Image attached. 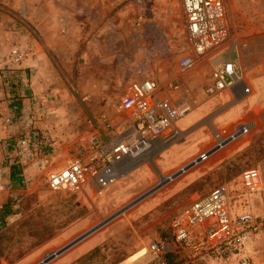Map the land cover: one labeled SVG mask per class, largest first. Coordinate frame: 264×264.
<instances>
[{"label": "rangeland", "instance_id": "obj_1", "mask_svg": "<svg viewBox=\"0 0 264 264\" xmlns=\"http://www.w3.org/2000/svg\"><path fill=\"white\" fill-rule=\"evenodd\" d=\"M222 1L227 36L199 57L189 41L181 0L120 2L121 14L114 15L119 26L97 52L78 48L65 56L63 50L51 51V113L35 101L44 126L37 125L34 112L29 120L43 136L39 154L22 166L8 145L20 134L6 144L11 157L4 161L16 167L38 162V173L0 205L9 203L12 211L0 226V264H39L46 258L44 264L129 263L150 242L167 238L172 220L192 200L218 186L227 188L234 214L246 208L263 220L250 252L251 264H264V0ZM24 49L35 58L34 51ZM240 49L245 52L244 70L239 58L236 64L241 84L248 89L245 97L239 90L206 96L212 60L227 54L236 59ZM186 56L194 57V65L180 71L178 62ZM145 79L158 82L161 97H179V91L168 88L171 82L187 96L190 109L177 121L174 138L165 146L159 143L155 155L108 187L91 183L75 192H53L49 176L79 155L101 115L116 121L112 108L124 86ZM239 123L254 127L215 155L240 145L237 149L215 163L208 159L192 164L214 145L215 134L227 137ZM251 169L261 176L255 195L246 194L240 181L242 172Z\"/></svg>", "mask_w": 264, "mask_h": 264}, {"label": "built area", "instance_id": "obj_2", "mask_svg": "<svg viewBox=\"0 0 264 264\" xmlns=\"http://www.w3.org/2000/svg\"><path fill=\"white\" fill-rule=\"evenodd\" d=\"M181 6L196 57L216 49L225 40L222 0H181ZM226 57L224 60L215 57L211 62L210 80L204 89L208 97L232 90L235 80L240 78L231 54ZM32 59L29 50L13 48L5 60L9 65L20 66ZM193 65V56L183 57L178 62L180 71H187ZM179 87L178 83L168 84L171 92L179 91V97L174 99L161 97L162 88L154 79L126 84L112 108L116 121L106 114L101 115L79 155L49 176V188L53 192H75L93 183L103 189L128 173L159 143L164 146L169 143L176 134L177 121L190 109L187 96ZM247 91L244 87L243 92ZM249 129L250 123H239L227 137L215 134L214 145L192 164L204 161L225 144L244 136ZM41 145L43 136L32 127H27L13 145L9 144L22 166L36 159ZM240 181L248 195H255L261 189V176L256 170L243 171ZM262 223L263 220L246 208L234 214L227 188L218 186L209 195L192 200L172 220L167 238L150 242L139 257L119 264H251V245L263 229Z\"/></svg>", "mask_w": 264, "mask_h": 264}, {"label": "crops", "instance_id": "obj_3", "mask_svg": "<svg viewBox=\"0 0 264 264\" xmlns=\"http://www.w3.org/2000/svg\"><path fill=\"white\" fill-rule=\"evenodd\" d=\"M125 1L130 0H0V205L9 195L19 194L38 173V162L27 167L17 166L19 182L10 181L12 163L4 160L11 157L6 144L21 134L25 126H31V113L34 112L33 119L37 116V125L41 126L34 102L48 106L46 111L51 113L47 94L53 82L51 74L55 71L51 51L63 50L65 56H71L78 48L97 52L119 26L114 15L121 14L118 3ZM13 48L31 49L36 56L20 66L9 65L5 59ZM239 53L245 58V52L240 49L237 58H232L235 63ZM236 90L241 98L245 97L241 86ZM261 106L264 108V104ZM261 119L264 121V116ZM253 127L250 123V129ZM236 140L222 148L231 146ZM238 147L233 146L218 156L215 151L208 159L215 163Z\"/></svg>", "mask_w": 264, "mask_h": 264}, {"label": "bare ground", "instance_id": "obj_4", "mask_svg": "<svg viewBox=\"0 0 264 264\" xmlns=\"http://www.w3.org/2000/svg\"><path fill=\"white\" fill-rule=\"evenodd\" d=\"M245 58L243 57V55L242 54H240V56H239V60H238V63H239V65H240V67L244 70V67H245ZM237 65V64H236ZM236 85V86H235ZM240 86L242 87V88H244V86L241 84V81H240V78L239 79H236L235 80V84H234V87H233V89L232 90H230V91H225V92H229V93H233V90H236V89H239L240 88ZM225 92H223V93H225ZM222 93V94H223ZM187 115V114H186ZM185 115V116H186ZM158 145L155 147V149L151 152V153H149L147 156H145L143 159H141V161L140 162H137L135 165H133V167H135L136 165H138V164H140L142 161H144V160H146L149 156H151L152 154H154L157 150H158ZM223 147V146H222ZM221 147V148H222ZM220 148V149H221ZM224 148H222L221 150H219L218 152H220V151H222ZM217 151V150H216ZM217 152V153H218ZM155 155V154H154ZM208 158L209 157H207V159H205L204 161H202L201 163H203V162H205V161H207L208 160ZM211 158V157H210ZM141 250H143V248L142 249H140L138 252H136L135 254H133L132 255V259H130L129 260V263L131 262V261H133L134 259H136L137 257H139L141 254H142V252L143 251H141Z\"/></svg>", "mask_w": 264, "mask_h": 264}, {"label": "trees", "instance_id": "obj_5", "mask_svg": "<svg viewBox=\"0 0 264 264\" xmlns=\"http://www.w3.org/2000/svg\"><path fill=\"white\" fill-rule=\"evenodd\" d=\"M16 168L17 167L15 165L10 167V181L19 182V179L17 177V174L19 173V171ZM11 214H12V211H11V207L9 203L0 206V226L3 225L5 219Z\"/></svg>", "mask_w": 264, "mask_h": 264}, {"label": "water", "instance_id": "obj_6", "mask_svg": "<svg viewBox=\"0 0 264 264\" xmlns=\"http://www.w3.org/2000/svg\"><path fill=\"white\" fill-rule=\"evenodd\" d=\"M54 255H56V254H52V255H51V258L54 257ZM48 260H49V258H46L44 261H42V262L39 263V264H44V263L47 262Z\"/></svg>", "mask_w": 264, "mask_h": 264}]
</instances>
